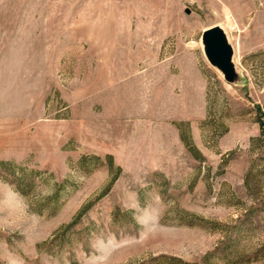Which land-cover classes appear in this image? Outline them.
I'll return each mask as SVG.
<instances>
[{"label":"rangeland","instance_id":"374dc122","mask_svg":"<svg viewBox=\"0 0 264 264\" xmlns=\"http://www.w3.org/2000/svg\"><path fill=\"white\" fill-rule=\"evenodd\" d=\"M0 264H264V0H0Z\"/></svg>","mask_w":264,"mask_h":264},{"label":"water","instance_id":"95a60500","mask_svg":"<svg viewBox=\"0 0 264 264\" xmlns=\"http://www.w3.org/2000/svg\"><path fill=\"white\" fill-rule=\"evenodd\" d=\"M202 38L206 51L218 62L226 74V80L232 81V76L236 74L232 64L233 50L223 28L219 25L210 26L203 31Z\"/></svg>","mask_w":264,"mask_h":264}]
</instances>
